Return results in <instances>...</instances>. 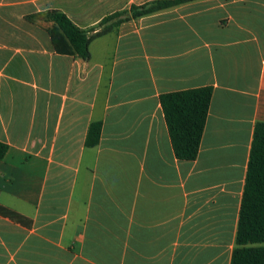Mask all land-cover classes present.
Returning a JSON list of instances; mask_svg holds the SVG:
<instances>
[{"label":"crops","instance_id":"0c3cea01","mask_svg":"<svg viewBox=\"0 0 264 264\" xmlns=\"http://www.w3.org/2000/svg\"><path fill=\"white\" fill-rule=\"evenodd\" d=\"M154 1L0 0V264H230L249 151L264 123V0H194L58 53L29 19L94 35ZM211 87L193 161L159 96ZM100 123L96 145H86Z\"/></svg>","mask_w":264,"mask_h":264},{"label":"trees","instance_id":"16d2710c","mask_svg":"<svg viewBox=\"0 0 264 264\" xmlns=\"http://www.w3.org/2000/svg\"><path fill=\"white\" fill-rule=\"evenodd\" d=\"M190 1L194 0L154 1L140 7L132 6L129 11L103 18L99 23L101 29L90 36L56 10L35 14L29 21L40 19L52 22L53 26L47 33L55 51L87 60L90 41L106 34L112 25ZM211 94V87H201L159 96L176 159L193 161L196 158ZM100 133L101 124H91L86 145H96ZM6 151L7 146L0 142V161ZM230 264H264V123H256L253 129Z\"/></svg>","mask_w":264,"mask_h":264}]
</instances>
